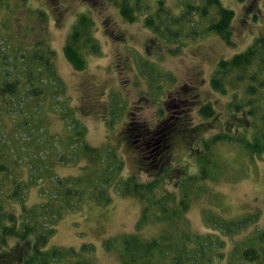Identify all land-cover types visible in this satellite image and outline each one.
Returning <instances> with one entry per match:
<instances>
[{"label":"rangeland","instance_id":"rangeland-1","mask_svg":"<svg viewBox=\"0 0 264 264\" xmlns=\"http://www.w3.org/2000/svg\"><path fill=\"white\" fill-rule=\"evenodd\" d=\"M116 1L8 0L0 6V76L8 82L19 81L20 88L15 95L0 100V138L5 141L19 138L15 144L6 141L7 170L0 172L1 201L2 195H9L14 180L21 185L20 196L28 206L46 202L57 194L59 180L90 176L94 186H105L104 179L109 178L108 171L112 170L108 168L105 174L104 166L87 162L78 153L77 124L84 130L89 145L112 147L123 162L119 173L107 184H115L121 174L136 176L140 181L158 178L162 172L153 176L141 172L139 155L132 148L134 145L127 143L123 131L132 121L154 127L164 116L171 120L176 112L182 114L181 110L188 108L184 97L194 85L198 100L197 106L189 111V119L192 127L199 128L198 133L193 143L177 142L170 170L162 177L157 195L171 193L177 203L183 197L189 203L177 224L180 234L198 235L214 230L206 227L205 221L206 215L212 213L236 218L242 213L256 212L262 217L259 224L262 229L264 153L252 157L236 144L218 143L205 149L201 143L215 134L233 130L230 124L234 121L226 111L230 97L214 92L209 81L218 60L243 51L254 38L264 35L261 0H220L223 7L234 12L232 49L210 35L184 42L179 53L170 52L176 44L154 39L144 27V15H138L133 23L126 22ZM184 1L165 0V3L181 7ZM82 15L92 21V36L98 51L91 54L87 48L83 49L86 66L75 71L65 59L63 47ZM42 40L53 53L49 67L53 74L49 80L47 73L48 76L38 75L31 82L32 71L37 74L31 56L45 51L40 44ZM29 66L33 67L29 69ZM207 103L212 105L219 120L205 119L199 114V108ZM156 151L153 150L155 155ZM200 151L209 160V165L203 166L205 177L187 182L190 185L186 186L182 183L187 175L201 177ZM147 155L149 161L151 155ZM114 194L108 207L97 208L87 200L82 208L65 214L57 223L52 244L75 248L83 243L92 244L95 264H121L118 246L107 250L103 244L134 230L140 205L136 200ZM20 202L18 197L6 200L3 209L19 214ZM168 229V224L150 222L142 235L150 238ZM253 229L237 235V241L245 239ZM16 245L12 238L0 249L8 251ZM231 247L226 244L227 253ZM216 264L227 263L223 260Z\"/></svg>","mask_w":264,"mask_h":264},{"label":"trees","instance_id":"trees-1","mask_svg":"<svg viewBox=\"0 0 264 264\" xmlns=\"http://www.w3.org/2000/svg\"><path fill=\"white\" fill-rule=\"evenodd\" d=\"M7 1L0 0V6ZM261 2L264 5V0ZM116 4L121 16L128 23L135 22L138 15H144V27L153 34L154 39L166 44H176L175 49L170 51L172 53H179L184 42L196 41L210 35L220 39L228 49L234 46L232 31L234 12L223 7L220 0H200L199 3L185 0L181 7L166 5L165 0H118ZM40 44L45 51L31 56V64L34 65V62L37 65V74L32 71V76L29 77L33 79L31 82H34L38 75L46 77L49 74V80L53 74V70H49V67H52L50 59L53 53L44 45L43 40ZM85 48L91 54L98 51L92 36V21L90 17L82 15L63 47L64 57L75 71H82L86 66V55L83 53ZM32 67L29 66V69ZM209 86L214 92L229 95L226 111L234 122L230 124L233 128L231 134L228 131L215 134L209 141H201L202 146L209 149L218 143H232L240 146L252 157L262 155L264 35L254 38L243 51L228 59L218 60L210 77ZM36 88L34 87L35 93ZM18 89L19 81L8 82L3 75L0 76V100L15 95ZM184 98L188 108L182 109V114L176 112V116L171 120L164 116L166 119L162 118L164 120L154 124V127L132 121L127 126L128 132L123 131L127 143L130 146L133 144L132 148L139 155L141 172L149 176L162 172V175L156 176L158 178L140 181L136 176L124 177L121 174L115 184H107L115 173H119L123 162L117 157L114 148L102 149L89 145L84 139V130L78 128L77 124L75 134L78 153L82 154L87 162L104 166L102 170L105 174L108 168L112 170L108 171L109 178L104 179L107 182L104 183L105 186L103 184L94 186L90 176L59 180L56 182L57 194L46 202L28 206L20 196L21 185L14 180L9 195H2V201L0 197V247L5 246L8 239L12 238L17 241V245L8 251L0 249V264H95V249L92 244L83 243L78 248L58 247L52 244V240L57 223L65 214L82 208L87 200L97 208L108 207L112 203L113 193L121 198L136 200L140 205V215L134 230L119 239L106 240L103 244L107 250L114 245L118 246V259L121 264H216L223 260L227 264H264V227L259 228L262 219L259 213H242L236 218L208 214L205 217L206 227L214 230L198 235L180 234L177 233V224L183 218L189 203L185 197L177 203L171 193L157 195L163 181L162 177L170 170L172 152L177 142L193 143L198 133L199 128L192 127L189 119V111L197 106L196 86H190L189 94ZM199 114L205 119L219 120L210 103L201 106ZM17 122L19 123L20 119ZM235 122H238L236 126ZM134 135L138 137L135 140L132 139ZM18 139L15 136L12 140L6 141L15 144ZM6 141L0 138V172L7 170L4 165L8 156L4 150L7 146ZM155 149L156 155L153 153ZM147 153L151 155L149 161ZM199 153L202 167L209 165L205 153L203 151ZM12 156L14 159L15 155ZM204 172L203 167L201 177L191 178L187 175L182 184L189 186L188 183L192 181L203 180ZM14 197L21 199L19 214L3 209L4 201ZM150 222L168 224L169 229L150 238L144 237L142 231ZM171 227H174L173 231ZM251 227H254L252 232L238 242L236 236L247 232ZM227 243L232 245L228 253Z\"/></svg>","mask_w":264,"mask_h":264},{"label":"flooded vegetation","instance_id":"flooded-vegetation-1","mask_svg":"<svg viewBox=\"0 0 264 264\" xmlns=\"http://www.w3.org/2000/svg\"><path fill=\"white\" fill-rule=\"evenodd\" d=\"M128 129H129V128H126L124 132H126V133H127V132H128ZM124 132H123V133H124ZM157 134H158V133H157Z\"/></svg>","mask_w":264,"mask_h":264}]
</instances>
